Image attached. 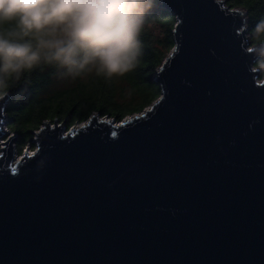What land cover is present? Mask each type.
I'll return each mask as SVG.
<instances>
[{
  "label": "water",
  "instance_id": "95a60500",
  "mask_svg": "<svg viewBox=\"0 0 264 264\" xmlns=\"http://www.w3.org/2000/svg\"><path fill=\"white\" fill-rule=\"evenodd\" d=\"M160 4L175 43L156 100L120 122L45 121L18 161L17 135L5 142L0 264H264V68L248 12Z\"/></svg>",
  "mask_w": 264,
  "mask_h": 264
},
{
  "label": "clouds",
  "instance_id": "9594fccd",
  "mask_svg": "<svg viewBox=\"0 0 264 264\" xmlns=\"http://www.w3.org/2000/svg\"><path fill=\"white\" fill-rule=\"evenodd\" d=\"M155 0H0V99L31 86L35 74L57 82H105L133 71ZM253 48L264 64V19Z\"/></svg>",
  "mask_w": 264,
  "mask_h": 264
},
{
  "label": "trees",
  "instance_id": "16d2710c",
  "mask_svg": "<svg viewBox=\"0 0 264 264\" xmlns=\"http://www.w3.org/2000/svg\"><path fill=\"white\" fill-rule=\"evenodd\" d=\"M226 4L248 12L251 44H258L253 38V32L264 19V0H226ZM152 21L166 25L163 38L154 37L146 25L140 37L143 54L138 66L123 77L105 82L91 76L86 80H76L69 88L56 90L47 96L45 90L53 79L46 72L35 74L31 86L22 83L11 88L7 113L12 120L11 128L19 134V148L24 147L33 137V132L45 121L53 123L55 119L60 122L67 120L66 127L70 129L75 124L87 121L96 111L118 122L142 112L156 100L160 95V86L154 81L153 75L174 46L175 16L161 6L160 0H155L149 13V22ZM256 66L264 68L260 58Z\"/></svg>",
  "mask_w": 264,
  "mask_h": 264
},
{
  "label": "rangeland",
  "instance_id": "374dc122",
  "mask_svg": "<svg viewBox=\"0 0 264 264\" xmlns=\"http://www.w3.org/2000/svg\"><path fill=\"white\" fill-rule=\"evenodd\" d=\"M150 25L151 26H148V27H149L150 31L153 33L154 37H156V38H163V36L165 34V31H166V25L160 23L159 21H152V22H150ZM250 42H251V39H250ZM90 77H91V75L90 76H87L84 80L89 79ZM75 83H76L75 81H72V82H57V81H55L53 79V82L45 90V95L50 96V95L54 94V92L56 90H60V89H64V88H69L70 86H72ZM157 87H159V86H157ZM96 114L98 116L101 115L99 112H96V111H94L92 115H96ZM106 116H103V117H106ZM5 120H7V121L3 125L4 135L2 137H0V154L3 152L2 149L5 147V142L7 140H9L13 134L17 135V137H16V139L14 141V144H13V156H14V158H16L15 160H17V159H19V157L23 156V154L26 153V151L27 152L30 151V153L31 152L33 153V151H34L33 149H35V147H36V143H35V139H34L35 132L38 131L40 128L37 129V130H35L33 132L34 133L33 137L29 141H27V143L24 145L23 148H19V144L17 142L18 141L19 134L15 130H13L11 128L10 122L12 120L9 119L8 113L6 114ZM75 125H79V124H75Z\"/></svg>",
  "mask_w": 264,
  "mask_h": 264
},
{
  "label": "snow or ice",
  "instance_id": "6c2138e0",
  "mask_svg": "<svg viewBox=\"0 0 264 264\" xmlns=\"http://www.w3.org/2000/svg\"><path fill=\"white\" fill-rule=\"evenodd\" d=\"M248 51H249V52H251V51H252V49H251V48H249V49H248ZM129 119H130V118H129ZM116 127H121V125H116ZM112 135H113V136H115V135H116V133H115V132H113V133H112ZM22 159H23V157H22Z\"/></svg>",
  "mask_w": 264,
  "mask_h": 264
},
{
  "label": "bare ground",
  "instance_id": "6f19581e",
  "mask_svg": "<svg viewBox=\"0 0 264 264\" xmlns=\"http://www.w3.org/2000/svg\"><path fill=\"white\" fill-rule=\"evenodd\" d=\"M103 117V116H102ZM106 118H111V117H109V116H106ZM27 153H29L30 154V152H27ZM22 157V156H21ZM21 157H19V159L21 158ZM16 158H14V156H13V160L14 161H18L19 159H17V160H15Z\"/></svg>",
  "mask_w": 264,
  "mask_h": 264
},
{
  "label": "built area",
  "instance_id": "2783aa9c",
  "mask_svg": "<svg viewBox=\"0 0 264 264\" xmlns=\"http://www.w3.org/2000/svg\"><path fill=\"white\" fill-rule=\"evenodd\" d=\"M118 122H120V121H118ZM35 149H36V147H35ZM35 149H33V150H34L33 153L35 152ZM30 150H31V149H30ZM28 152H30V151H28ZM31 153H32V152H31ZM31 153H30V154H31Z\"/></svg>",
  "mask_w": 264,
  "mask_h": 264
}]
</instances>
